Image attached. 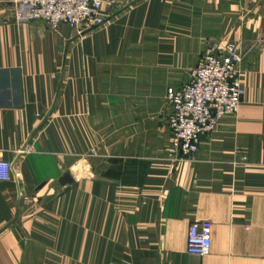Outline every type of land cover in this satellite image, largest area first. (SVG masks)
I'll return each instance as SVG.
<instances>
[{"label":"crops","instance_id":"0c3cea01","mask_svg":"<svg viewBox=\"0 0 264 264\" xmlns=\"http://www.w3.org/2000/svg\"><path fill=\"white\" fill-rule=\"evenodd\" d=\"M20 10L0 0V264H264V0H112L84 32ZM230 41L239 112L176 161L167 90Z\"/></svg>","mask_w":264,"mask_h":264},{"label":"built area","instance_id":"2783aa9c","mask_svg":"<svg viewBox=\"0 0 264 264\" xmlns=\"http://www.w3.org/2000/svg\"><path fill=\"white\" fill-rule=\"evenodd\" d=\"M112 0H20V20L42 21L54 29L68 25L79 32L104 23L101 9ZM242 49L236 42L211 43L201 53L189 79L167 93L165 115L171 149L177 160L192 157L204 137L212 134L222 118L239 112L245 89L240 75ZM13 164L0 159V181L12 178ZM212 247V224L190 225L187 252L206 256Z\"/></svg>","mask_w":264,"mask_h":264},{"label":"water","instance_id":"95a60500","mask_svg":"<svg viewBox=\"0 0 264 264\" xmlns=\"http://www.w3.org/2000/svg\"><path fill=\"white\" fill-rule=\"evenodd\" d=\"M60 183L63 185L74 183V180L69 171H64L62 177L60 178Z\"/></svg>","mask_w":264,"mask_h":264},{"label":"rangeland","instance_id":"374dc122","mask_svg":"<svg viewBox=\"0 0 264 264\" xmlns=\"http://www.w3.org/2000/svg\"><path fill=\"white\" fill-rule=\"evenodd\" d=\"M203 51H204V50H203ZM192 68H193V67H192ZM187 77H188V76H186V79H187ZM188 78H189V77H188ZM186 79H185V80H186ZM185 80H184V81H185ZM185 82H186V81H185ZM179 86H180V85H178V86H170V87L168 88V90H167V93H168L169 90H171V89H175V88H177V87H179ZM166 104H167V107L169 108V105H168L167 102H166Z\"/></svg>","mask_w":264,"mask_h":264}]
</instances>
